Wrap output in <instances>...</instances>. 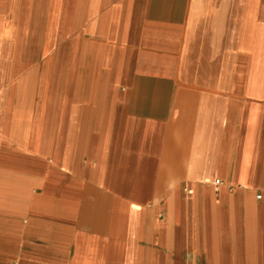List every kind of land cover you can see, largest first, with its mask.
Instances as JSON below:
<instances>
[{"label": "crops", "instance_id": "obj_1", "mask_svg": "<svg viewBox=\"0 0 264 264\" xmlns=\"http://www.w3.org/2000/svg\"><path fill=\"white\" fill-rule=\"evenodd\" d=\"M0 264H264V0H0Z\"/></svg>", "mask_w": 264, "mask_h": 264}, {"label": "built area", "instance_id": "obj_2", "mask_svg": "<svg viewBox=\"0 0 264 264\" xmlns=\"http://www.w3.org/2000/svg\"><path fill=\"white\" fill-rule=\"evenodd\" d=\"M220 182L219 180H215L214 184L218 185ZM258 198L260 197V195L257 196Z\"/></svg>", "mask_w": 264, "mask_h": 264}]
</instances>
